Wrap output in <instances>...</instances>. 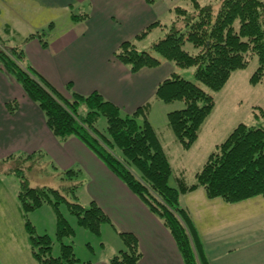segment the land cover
<instances>
[{
    "label": "trees",
    "instance_id": "trees-1",
    "mask_svg": "<svg viewBox=\"0 0 264 264\" xmlns=\"http://www.w3.org/2000/svg\"><path fill=\"white\" fill-rule=\"evenodd\" d=\"M143 1L154 5L158 0ZM214 2L201 4L200 0H183V4L171 10L170 24L156 21L136 39L155 27L163 32L161 38L141 50L134 41H125L114 53V58L131 73L157 67L163 62L171 63L177 71L193 69L195 82L173 74L157 86L153 99L164 104H183V108L167 114V125L184 150L196 141L202 123L215 106L212 93L219 92L233 72L246 68L256 58L257 68L250 82L264 83V0ZM71 21L80 22V16L72 14ZM51 28L48 26L17 42L0 35V70L37 105L56 139L60 142L70 138L79 140L160 221L174 240L183 264H208L187 212L179 207V196L200 188L206 198L220 199L226 204L264 197V114H260V124L240 123L216 145L195 173L194 183L187 184L177 177V186L170 187V164L148 122L151 102L123 116L119 108L97 92L83 96L72 92L68 85L67 97L28 62L25 46L37 40L45 48ZM187 44L195 52L186 50ZM6 106L12 112L16 102ZM100 117L106 121L105 132L97 128ZM15 156L17 161L23 162L41 155H10L4 160ZM13 173L20 178L18 206L30 252L37 264H80L72 242L62 243L64 238H73L75 231L60 213L61 204L66 205L80 228L95 236L100 235L103 224L113 227L95 202L91 201L86 207L79 203L76 192L84 181L79 169L60 173L59 180L65 184L61 189L31 187L21 169H14ZM44 205L50 206L55 215V238L59 242L56 257L52 255L51 239L37 235L27 219L28 213ZM117 234L123 249L109 264H137L141 253L136 237L130 233Z\"/></svg>",
    "mask_w": 264,
    "mask_h": 264
},
{
    "label": "crops",
    "instance_id": "crops-1",
    "mask_svg": "<svg viewBox=\"0 0 264 264\" xmlns=\"http://www.w3.org/2000/svg\"><path fill=\"white\" fill-rule=\"evenodd\" d=\"M177 2L167 5L161 0L148 5L143 0H0V31L3 27H10L21 39L51 25L45 48L37 40L30 41L24 48L32 67L67 97L68 85L72 92L83 96L97 92L126 116L148 102H151V109L160 104L153 100L157 86L180 71L171 63L163 62L157 67L131 73L114 58V53L125 41H138V49L141 50L161 38L163 32L155 27L141 39H136L154 22H170L171 10L180 3ZM79 11L85 12L86 18L73 23L71 15ZM163 13L166 18H163ZM152 32L155 38L147 44L144 40L147 41ZM13 101L16 109L10 112L6 105ZM169 112L172 111L167 114ZM154 131L168 160L162 136ZM25 154L47 158L54 173L79 169L84 181L77 190L78 201L84 205L95 202L109 217L113 227L109 226L115 234L130 233L136 237L141 253L137 264H183L174 240L160 221L79 140L70 138L60 142L56 139L37 105L26 97L9 75L0 70V162L10 155ZM199 190L184 195L196 194L203 204H213L217 200L206 198L204 191ZM8 201L0 194V247L4 251L10 248L7 245L2 248V245L10 241L3 233L12 231L11 214L6 207ZM242 203L259 208L252 214L261 217L260 230H256L258 226L242 224L247 222L248 216L236 209L239 203L228 205L222 201L216 203L217 206L214 203L216 214L208 211L205 216L183 206L208 264H264V197ZM218 207L223 215H219ZM13 211V217L17 215L25 232L19 206L14 205ZM242 227L247 230L242 231ZM22 239L23 250L18 248L20 258L25 264H37L31 255L26 233ZM121 249L123 247L111 255L82 264H109Z\"/></svg>",
    "mask_w": 264,
    "mask_h": 264
},
{
    "label": "rangeland",
    "instance_id": "rangeland-1",
    "mask_svg": "<svg viewBox=\"0 0 264 264\" xmlns=\"http://www.w3.org/2000/svg\"><path fill=\"white\" fill-rule=\"evenodd\" d=\"M177 1L179 0H172L171 3V0H163L167 5ZM214 1L215 0H200V3L205 4L210 2L214 4ZM186 3H189V1H186ZM179 4H183V0H181ZM75 15L80 16L81 21L84 20L86 16L83 11H79V13L77 12ZM166 16L167 15L164 14L163 18H166ZM164 21L168 22L166 20ZM170 23L171 21L168 24ZM2 31L4 33H2ZM2 31H0V35L5 36V38H12L14 42L20 40V35L14 32L10 27H3ZM13 32L14 35L11 34ZM152 38H155L153 32L148 35L147 41H144L150 44ZM138 44L139 42L136 41L135 45L137 49ZM185 49L188 51L193 50L188 44L185 46ZM192 52H195V50ZM256 68L257 60L253 58L246 68L233 72L219 92L212 93L215 106L206 120L202 123L198 138L187 150H184L176 140L174 134L167 125L166 116L168 111L183 108V104L181 102L170 104L158 103L151 109L149 122L153 129L158 131L162 136V146L168 156L172 171L168 179V185L170 187L174 188L177 186V177L184 179L187 184H192L195 181V173L200 170L209 154L215 150L217 144L222 143L226 139L229 133L238 124L243 123L248 126H256L262 122L260 114H264V83L252 84L250 82V77ZM179 73L184 79L195 82L192 68L181 69ZM138 123H142L141 119L138 120ZM97 128L101 132L106 131V121L103 117L98 119ZM14 159L0 162V194L9 199L6 207L11 214L9 222L10 229H12V231L5 234L1 229V234L3 233V235H6L7 241H10L9 244L6 243L2 245V248H5L6 245L7 247L9 246V250L6 249V251H4V249L0 247L1 264H25L18 252L19 250H23L24 239H22V237L23 235L25 237V232L22 231L23 227H20V220L16 218L17 215L15 214V217H13L12 214L14 212L13 206L18 205L17 196L20 191V178L13 173V170L17 168L21 169L22 175L26 177L28 185L31 187L48 186L55 189L65 187V184L59 180L62 175L60 173H54L51 170L47 163L49 161L47 158L43 159L41 156H34L23 162L17 161L18 159L16 156ZM199 191L202 190L200 189ZM76 195L78 196L77 192ZM180 195L178 200L180 208L186 205L190 211L192 210V212L203 216L209 213L208 211H214L213 213L216 214V207L213 209L212 205L215 203L214 205L217 206L216 203H222V200L217 199L215 202H212L213 204H203L199 202L196 194L184 195L182 193ZM80 204L85 207L87 206V204ZM237 207L236 209L240 210L246 217L248 216V223L245 221L242 223L243 225L258 226L256 230L261 229V217H256L252 214L258 211L259 208L254 207L252 204L248 205L242 202H240ZM218 209L219 215H223L219 207ZM59 211L75 231L73 238H64L62 243L68 244L70 241L72 242L74 253L79 259L80 264L93 258L111 255L114 250L117 251L119 247H123L119 235L115 234V231L110 228L109 224H103L100 229V235L95 236L76 224V218L68 213L65 204L59 206ZM27 219L34 227L37 235H47L51 239L53 243L52 255L56 257L59 253V242L55 238V215L52 208L48 205H44L28 213ZM246 230L247 229L242 227V231Z\"/></svg>",
    "mask_w": 264,
    "mask_h": 264
}]
</instances>
